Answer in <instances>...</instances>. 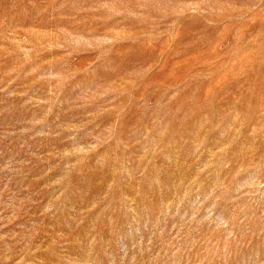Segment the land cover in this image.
I'll list each match as a JSON object with an SVG mask.
<instances>
[{"label":"rangeland","instance_id":"obj_1","mask_svg":"<svg viewBox=\"0 0 264 264\" xmlns=\"http://www.w3.org/2000/svg\"><path fill=\"white\" fill-rule=\"evenodd\" d=\"M0 264H264V0H0Z\"/></svg>","mask_w":264,"mask_h":264}]
</instances>
